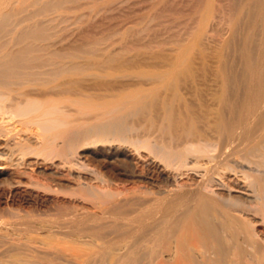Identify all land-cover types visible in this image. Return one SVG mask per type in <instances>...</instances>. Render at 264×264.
I'll list each match as a JSON object with an SVG mask.
<instances>
[{
    "label": "bare ground",
    "instance_id": "6f19581e",
    "mask_svg": "<svg viewBox=\"0 0 264 264\" xmlns=\"http://www.w3.org/2000/svg\"><path fill=\"white\" fill-rule=\"evenodd\" d=\"M81 1L0 0L2 206L16 205L21 190L66 192L93 208L59 210L57 217L74 227L97 210L141 227L97 248L104 257L93 264H264V240L252 233L264 231V0H247L248 6L257 1L254 13L263 21L248 20L261 31L259 54L256 40L246 38L243 73L221 76L216 108L201 116L192 104L183 108L170 98L185 61L135 73L133 62L94 57L95 46L57 48L59 15ZM136 74L147 83L98 84ZM131 151L146 154L145 168L138 169ZM30 198H23L28 206L35 204ZM147 207L155 215L164 209L162 226L142 227ZM69 226L68 234L91 240L90 231L83 236L79 226ZM49 230L59 234L61 227ZM104 250L118 256L110 259Z\"/></svg>",
    "mask_w": 264,
    "mask_h": 264
},
{
    "label": "rangeland",
    "instance_id": "374dc122",
    "mask_svg": "<svg viewBox=\"0 0 264 264\" xmlns=\"http://www.w3.org/2000/svg\"><path fill=\"white\" fill-rule=\"evenodd\" d=\"M75 5H71L73 10H69V8L71 9L70 6L68 7L69 11L62 10L64 11L63 16L59 15L61 16L60 20L64 22L58 21L56 23L57 25L62 23L59 27L57 26L58 30H56L55 35L58 33V36L53 38L56 40L53 42L57 48L64 46L63 49H76L82 46H95L94 57L133 62L134 64H132L139 68L133 66L132 69L135 73L141 72L144 67L143 71L149 72L163 69L162 65L166 67L167 64L185 61L184 68H181L176 75L177 77H174L173 82H171L169 94H171V99L183 101L181 103L183 108H185V104H192L194 110H198V115H200L199 112L202 115L204 110L216 108L215 105L222 95V75H241L243 73L246 38L253 37L256 40L253 48H255V52H259L256 47L259 48L261 31L255 27H248V20L251 24L257 19L254 13L258 8L257 1H254L251 6H248L247 0H82L80 4ZM257 20L259 24L263 22L261 19ZM258 52L255 54L258 55ZM138 64L140 65L138 66ZM132 69L129 70L132 71ZM136 76L137 74L135 77L133 76L134 78L119 77L120 80L118 77L117 79H103V82L98 84H100L101 89H104L113 88L116 84L118 87L119 83H122L119 85L121 88L129 87L131 81L132 83H147L144 78L141 79ZM132 83V87L140 84L133 85ZM180 106L178 105V107ZM4 141H7L6 138H0V144H3ZM131 153L133 154V162L138 169L145 168L148 159L145 158L144 160L141 155L145 156L146 154L136 155L133 151ZM31 190L27 193H23L21 190L19 193L24 195L23 198L32 197L30 199L35 201L32 206L26 205L21 195L20 198H17L20 199L19 202L16 205L13 204L9 209L2 206L0 199V264H21L22 260H25L22 264H83L84 261L87 264L89 260H93V264L95 259L99 260L97 252L100 249L97 248L105 247L106 244V247H111L117 243L116 240H127V237H130L129 235L134 231L132 227L136 225L135 222H132L135 225L132 223V225L130 223L128 225L124 221V224L128 225L125 226L122 224L123 220H118L113 215H109L111 217L109 220L108 214H99L101 211L98 210L96 215L102 216L103 219L100 216L101 220L94 219L96 215L87 216L86 220L75 221L74 225H77L74 227L72 226L73 222L66 220L70 222L68 224L59 216H62L63 212L66 214L65 211L68 208L72 210V208L84 206L91 210L93 209L91 205L76 201L74 196L72 197L66 192L52 193L45 192L43 189L36 190V188ZM64 206L68 207L63 208ZM151 207L145 208V212L140 213V216L145 217V220L141 221L142 227H147L146 229L149 230L157 227L156 225L161 224L160 226H162L164 223V219L161 220L162 222L160 221L164 209L157 207V213L162 214L160 217L158 214L155 215L154 210L156 211V208L152 211ZM62 208L65 211L61 210ZM130 208L128 207L129 211H131ZM58 211L62 215L57 217ZM153 214L155 218H153ZM105 217L109 222L106 221ZM114 217L116 222L119 221L117 222L119 227H117ZM153 219L157 220L154 221ZM79 221H83L84 226ZM144 222H147V225ZM88 223L93 224L95 230L100 227V230L98 228L97 233H95L90 228L93 226L86 227L89 225ZM68 225L73 227L72 229L79 226L80 229L76 230L81 231L83 229V236L91 232V235L88 236L92 237V242L89 238L83 242V239H78L76 235L69 233L70 236L65 232ZM122 225L127 231L123 229ZM40 226L45 228L41 229ZM50 227H61V230H59V234L52 233V230H49ZM136 227L141 229V227ZM128 228L132 231H129ZM122 230L124 233L126 231L125 237ZM253 230L252 233L258 234L264 240L262 227ZM98 231L102 232L100 237L102 236L103 242L98 243L100 240L97 236L100 234ZM183 233L185 237L188 232L185 230ZM95 235L99 238L97 241H93ZM75 236L76 238H73ZM132 240H128L130 244ZM85 241H88V245ZM108 251L105 254L108 257L111 256L110 259L118 256L113 252V254L108 253ZM102 256L103 253L98 257L103 258L104 256ZM16 260H19L17 261L19 263ZM106 260L108 261L109 258ZM91 261L88 264H91Z\"/></svg>",
    "mask_w": 264,
    "mask_h": 264
}]
</instances>
